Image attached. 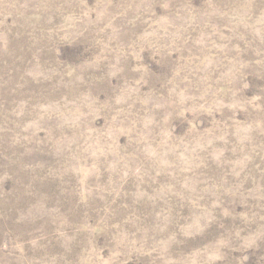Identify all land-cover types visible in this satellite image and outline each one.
Returning a JSON list of instances; mask_svg holds the SVG:
<instances>
[{
    "label": "rangeland",
    "instance_id": "obj_1",
    "mask_svg": "<svg viewBox=\"0 0 264 264\" xmlns=\"http://www.w3.org/2000/svg\"><path fill=\"white\" fill-rule=\"evenodd\" d=\"M0 264H264V0H0Z\"/></svg>",
    "mask_w": 264,
    "mask_h": 264
}]
</instances>
